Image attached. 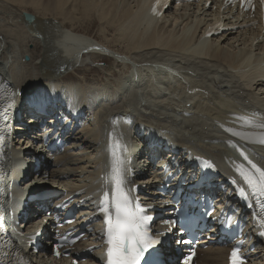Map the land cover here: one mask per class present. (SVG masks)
<instances>
[{"label": "bare ground", "instance_id": "6f19581e", "mask_svg": "<svg viewBox=\"0 0 264 264\" xmlns=\"http://www.w3.org/2000/svg\"><path fill=\"white\" fill-rule=\"evenodd\" d=\"M152 1L0 0V18L6 26L11 23L0 28V115L11 112L0 133V195H7L0 212L22 213L18 233L24 241L19 238L18 248L30 261L72 264V254L83 249L86 259L79 263L103 262L102 218L65 256L51 254L46 241L54 237L52 218L43 221L40 214L74 196L81 206L78 215L84 216L80 225L96 218L98 198L112 191L113 167L120 170L125 191L150 185L135 202L152 218L150 236L160 239L167 226L159 221L173 208L154 184L164 171L192 182L199 155L209 158L218 173L203 188L215 197L216 211L224 208L246 219L243 233L252 239L243 250L254 246L244 264H264V242L254 234L249 211L242 212L235 191L249 188L237 176L241 171L258 182L249 161L264 170V145L244 134L264 131L262 28L249 11L239 12L237 1L180 0L156 14L150 12ZM24 13L33 16L30 24ZM170 14L178 25L167 24ZM92 24L100 35L85 32ZM209 30L213 34L206 35ZM100 56L109 58L111 67L102 71L104 81L87 85L67 79L70 70L98 71L91 66ZM158 66L161 76L152 70ZM123 69L129 72L108 80ZM19 79L26 88L34 85L26 96ZM50 135L69 140L62 152L46 151ZM8 168H14L16 180L6 174ZM40 190L42 197L25 198ZM32 235L42 246L39 256L29 250ZM166 242L163 252L170 264H178L176 235ZM200 243L206 247L198 249L191 264H228V248L206 237Z\"/></svg>", "mask_w": 264, "mask_h": 264}, {"label": "snow or ice", "instance_id": "6c2138e0", "mask_svg": "<svg viewBox=\"0 0 264 264\" xmlns=\"http://www.w3.org/2000/svg\"><path fill=\"white\" fill-rule=\"evenodd\" d=\"M153 11H158V6ZM260 127L264 128V125ZM232 134L240 135L239 133ZM260 143H264V139ZM249 163L258 174V182L243 171H241V175L254 193L258 192L264 196V170H261L251 161ZM112 172L111 202L109 203L107 192L101 200V210L107 225V264H155L152 259L153 250H156L162 241L150 236L149 221L151 217L147 216L145 210L139 205L132 206L125 194L124 180L120 170L113 167ZM240 195L244 196L243 190H240ZM61 206L58 205L57 207ZM160 235H166V233ZM184 264H188V259H185ZM231 264H241L237 249L231 253Z\"/></svg>", "mask_w": 264, "mask_h": 264}, {"label": "rangeland", "instance_id": "374dc122", "mask_svg": "<svg viewBox=\"0 0 264 264\" xmlns=\"http://www.w3.org/2000/svg\"><path fill=\"white\" fill-rule=\"evenodd\" d=\"M26 9H28L29 11H27V12H29V13H34L33 11L34 10H32V9H29V8H27V7H25ZM173 8H174V6H173ZM173 8H172V12H173ZM36 11V10H35ZM34 15H37V14H34ZM40 16V15H39ZM4 19L5 18H0V20L2 21V22H0V28H4V27H10L11 28V23L8 21V25L9 26H6L5 25V23L3 22L4 21ZM167 24H170V25H173V26H176V25H178L179 24V21L177 20H174L173 19V16H171V14H170V16L168 17V21H167ZM95 25H97V24H92L91 26L89 25L88 27L87 26H85V28H87V29H85V32H88V33H90L91 34V36H93V35H96V36H98V35H100V33L98 32V31H100L99 29H98V27L97 26H95ZM81 28H83L84 26H80ZM33 47H34V45L32 44V43H30V44H28V48L29 49H33ZM40 48H39V50L41 49V45L39 46ZM24 56H26V57H24V59H26V60H28V61H30V56L29 55H24ZM106 59H108V61H109V58H107V57H104V59L100 56V57H98V58H96L94 61V63H92V65L93 66H91L92 68H94V69H97L98 71H90V69H89V71L87 70V69H75L74 71H72V70H70V73H68L67 74V79L70 81V82H78V81H80V80H82V83L83 84H87V85H89L88 83H91V82H93V81H96V82H98V80H100V81H104L105 80V77H104V74H105V72L103 73L102 71L104 70H108V67H110V65L107 63V60ZM4 65H6V63H3ZM27 64H28V62H27ZM27 64H24V67L28 70V65ZM151 64H153V63H151ZM5 68H6V66H4ZM159 67V66H158ZM7 69V68H6ZM110 69H111V67H110ZM156 69H158L160 72H161V69H160V67L159 68H153L152 70H154L153 71V73L155 72V70ZM106 70V71H107ZM124 71V72H123ZM129 72V69L127 70V69H123V70H121V72L122 73H119V74H116V73H114L113 74V76L111 77V78H109L108 77V80L109 81H113V79H115V78H119L118 77V75H124V73H125V75ZM38 72H39V70H38ZM103 73V74H102ZM155 75V74H154ZM162 75V72L160 73V76ZM93 78V79H92ZM104 79V80H103ZM20 81H19V85L21 86V87H24V85L25 84H27V82L23 79H19ZM28 80V79H27ZM86 83H85V82ZM99 81V82H100ZM25 89L22 91V94H24V96H26L29 92H31V89H33L34 88V85H31V83H29V85H28V88H26V87H24ZM16 94V93H15ZM75 130V129H74ZM69 142V140H67L66 142H65V146L67 145V143ZM65 146H64V148H65ZM63 148V149H64ZM63 149H61V150H63ZM38 184H42V183H38ZM42 188V187H41ZM43 213L44 212H42L41 214L43 215Z\"/></svg>", "mask_w": 264, "mask_h": 264}, {"label": "water", "instance_id": "95a60500", "mask_svg": "<svg viewBox=\"0 0 264 264\" xmlns=\"http://www.w3.org/2000/svg\"><path fill=\"white\" fill-rule=\"evenodd\" d=\"M23 18L26 24H30L33 20V16L29 13H24Z\"/></svg>", "mask_w": 264, "mask_h": 264}]
</instances>
